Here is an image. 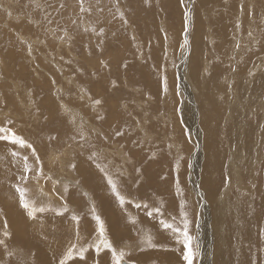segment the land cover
Segmentation results:
<instances>
[{"label":"rangeland","instance_id":"obj_1","mask_svg":"<svg viewBox=\"0 0 264 264\" xmlns=\"http://www.w3.org/2000/svg\"><path fill=\"white\" fill-rule=\"evenodd\" d=\"M0 74V127L39 157L0 140L5 260L19 185L45 208L26 219L44 264H114L96 216L123 261L187 264L161 224L185 213L193 264H264V0H0Z\"/></svg>","mask_w":264,"mask_h":264},{"label":"snow or ice","instance_id":"obj_2","mask_svg":"<svg viewBox=\"0 0 264 264\" xmlns=\"http://www.w3.org/2000/svg\"><path fill=\"white\" fill-rule=\"evenodd\" d=\"M99 103V101H97ZM0 140H5L9 141L12 144L19 145L21 148L27 147L32 149V153L34 156H36V159L39 160L38 155H36L35 149L33 146L25 141L22 137L18 136L15 132H12L10 129L0 127ZM13 155H18V153H12ZM27 157H24L25 160V171L30 172L32 171L31 166L27 163ZM99 167V165H97ZM75 167V165H73ZM102 171L105 172V175L108 177V184L111 185L113 192L116 194L117 198L120 200L121 204L125 203V198L120 195L119 191L117 190V184L114 182L113 178L111 175L107 173L106 169H101ZM42 171V170H41ZM22 179H25V177H21ZM16 191L19 193V201L21 206L27 210L28 215L32 218H35L37 212H43L45 211L44 207H38L35 203V200H29L28 198V189L27 188H22L19 185L16 186ZM139 207V205H137ZM94 211V209H93ZM157 213L160 212V209L157 208L155 209ZM62 214V213H60ZM151 215V213H149ZM187 214L185 213V219H184V226L181 229L180 227L175 226L173 223L167 222L165 220L161 221L162 227L164 229H170L174 235L177 237V243H180L184 246L185 253L183 256V259L187 262V264H193V261L196 257L197 251L193 247L194 245V237L190 235L189 233V222L186 218ZM73 219L78 221L79 217L73 216ZM95 219L99 223V240L95 244V248L97 253H99L102 248L108 249L112 253L113 261L114 264H122L123 258L126 255L124 251H117V249L112 245L111 241L106 237L105 235V227L103 224V221L100 220L99 216H96ZM2 243V241H0ZM91 246V245H90ZM148 246L149 247H156L155 244L152 243V238H148ZM87 251V248H81L79 251V255L81 258L84 256V252ZM73 255L72 250L70 249L67 253V257L71 258ZM60 264H66L65 260H61Z\"/></svg>","mask_w":264,"mask_h":264},{"label":"bare ground","instance_id":"obj_3","mask_svg":"<svg viewBox=\"0 0 264 264\" xmlns=\"http://www.w3.org/2000/svg\"><path fill=\"white\" fill-rule=\"evenodd\" d=\"M35 17H36V16H35ZM4 25H5V24H4ZM58 71H59V70H58ZM60 73H61V72H60ZM0 75H1V74H0ZM0 78H1V76H0ZM72 81H73V80H72ZM72 81H71V82H72ZM84 97H85V96H84ZM138 104H139V103H138ZM65 105H66V104H65ZM92 108H93V107H92ZM77 111H78V110H77ZM75 112H76V111H75ZM80 112H81V111H80ZM74 115H75V114H74ZM81 126H82V125H81ZM118 149H119V148H118ZM67 153H68V152H67ZM231 156H232V155H231ZM236 158H237V157H236ZM238 159H239V158H238ZM70 161H71V160H70ZM231 163H233V162H231ZM60 164H61V163H60ZM234 167H235V166H234ZM239 169H240V168H239ZM236 173H237V172H236ZM234 174H235V173H234ZM235 175H237V174H235ZM232 176H233V175H232ZM238 176H239V175H238ZM238 176H237V177H238ZM250 177H251V176H250ZM72 183H73V182H72ZM39 185H40V184H39ZM42 185H43V184H42ZM40 186H41V185H40ZM39 188H41V187H38V188H37V193L40 192V193H42V194H49V191H48V193H47L46 190H45V188H43L44 190H41V189H39ZM192 188H193V187H192ZM196 189H197V188H195V190H196ZM248 189H249V188H248ZM196 191H197V190H196ZM87 192H88V191H87ZM193 192H194V191H193ZM50 194H51V193H50ZM50 194H49V195H50ZM12 195H13V194H12ZM12 195H11V193H9V192L6 194V198H7V200L4 201V202H5V205H6V206H7V205L9 206V211H8V212H10V215H8L9 218H7V220H4V222L7 221V222L9 223L12 219H15V218L18 217V223H19V224H18V225H15V226H18L17 228L15 227L16 230H17V231L19 232V234H20L18 237H22V238L27 237V241H28V239H30V238H29L28 236H25V235H26V229H24V231H23V230H22V226L25 227V228H31V226H30V227L26 226V225H28V223H26V221L23 222L25 225H22V224H21V221H22L23 215H21V212L18 210V207H17L16 202H15V204L12 202V199L14 198V196H12ZM40 195H41V194H40ZM51 195H52V194H51ZM51 195L49 196V198L46 197L47 195H46L44 198H48V199H50V198L52 197ZM222 195H224L223 197H225V194H222ZM193 196H194V195H193ZM226 196H228V195H226ZM42 198H43V197H42ZM44 198H43V199H44ZM64 198H65V197H64ZM129 198H130V197H129ZM13 200H14V199H13ZM89 200H90V199H89ZM93 200H94V199H93ZM196 200H197V199H196ZM224 200H225V199H224ZM74 201H75V200H74ZM226 201H227V200H226ZM8 202H9V203H8ZM43 203H44V202H43ZM44 204H45V203H44ZM220 204L223 205V203H220V201H219V205H220ZM41 205H42V203H41ZM222 205H221V206H222ZM213 206H214V205H213ZM223 207H224V205L222 206V208H223ZM224 210H225V209H224ZM231 211H232V210H231ZM6 212H7V211H6ZM98 213H99V212H98ZM216 213H217V212H216ZM119 216H120V215H119ZM140 216H141V215H140ZM46 217H47V216H46ZM99 217H100V216H99ZM234 217H235V216H234ZM42 218H43V217H42ZM118 219H119V218H118ZM146 219H147V217H146ZM46 220H47V219H46ZM51 220H52V219H50V221H51ZM54 220H55V219H54ZM59 220H60V219H59ZM59 220H58V221H59ZM115 220H116V219H115ZM63 221H64V220H63ZM126 221H127V220H126ZM7 222H6V223H7ZM56 222H57V221H56ZM64 222H65V221H64ZM42 223H43V222H42ZM54 223H55V222H54ZM146 223H148V219H147V222H146ZM150 223H151V222H150ZM152 223H153V222H152ZM182 223H183V222H182ZM45 224H46V222L44 223V225H45ZM68 224H69V223H68ZM143 224H144V223H143ZM53 225H55V224H53ZM53 225H52V226H53ZM115 225H116V224H115ZM130 225H131V224H130ZM146 225H148V224H146ZM221 225H222V224H221ZM12 226H14V225H12ZM19 226H21V227H19ZM46 226H47V225H46ZM125 226H126V225H125ZM47 227H48V226H47ZM64 227H65V224H64ZM126 227H127V226H126ZM134 227H135V226H134ZM11 228H12V227H11ZM11 228H10V229H11ZM36 228H37V227H36ZM41 228H43V227H41ZM49 228H50V227H49ZM65 228H66V227H65ZM136 228H137V227H136ZM151 228H152V227H151ZM43 229H44V228H43ZM62 229H63V228H62ZM152 229H153V228H152ZM213 229H214V228H213ZM14 230H15V229H14ZM14 230H13V231H14ZM30 230H31V229H30ZM54 230H55V229H54ZM59 230H60V229H59ZM63 230H64V229H63ZM118 230H119V229H118ZM124 230H125V229H124ZM126 230H127V228H126ZM134 230H135V229H134ZM218 230H219V232H220V236H222V235H223V231H222L223 229H220V225H219ZM57 231H58V229H57ZM119 231H120V230H119ZM122 231H123V230H122ZM41 232H42V230H41ZM43 232H45V230H43ZM81 232H82V231H81ZM124 232H125V231H124ZM128 232H130V231H128ZM28 233H29V230H28ZM31 233H32V232H31ZM31 233H29V234H31ZM35 233H36V232H35ZM37 233H38V231H37ZM60 233H61V234H60V237H61V235H62L63 232L61 231ZM158 233H159V232H158ZM58 234H59V233H58ZM119 234L121 235L122 233H119ZM126 234H127V233H126ZM130 234H131V232H130ZM36 235H37V234H36ZM52 235H53V234H52ZM16 236H17V235H16ZM23 236H24V237H23ZM41 236H42V234H41ZM45 236H46V234H45ZM57 236H58V235H57ZM81 236H82V234H81ZM46 237H47V236H46ZM63 237H64V235H63L61 238H63ZM32 238H33V237H32ZM56 238H57V237H56ZM107 238H109V237H107ZM214 238H215V237H214ZM15 239H17V238H15ZM24 239H25V238H24ZM34 239H35V238H34ZM217 239H218V241H219V237H217ZM220 239H221V238H220ZM222 239H223V238H222ZM40 240H42V239L40 238ZM46 240H47V239H46ZM50 240H51V239H50ZM52 240H53V238H52ZM59 240H62V239H59ZM59 240H58V241H59ZM63 240H64V238H63ZM10 241H11V240H10ZM19 241H20V240H19ZM21 241H22V240H21ZM31 241H32L31 246H33V247H34L33 250H35V248L37 247V246H36L37 243L35 244V243H33V242H34L33 240H31ZM47 242H48V241H47ZM54 242H55V241H54ZM7 243H8V242H7ZM9 243H10V242H9ZM43 243H44V242H43ZM111 243H112V242H111ZM18 244H20V243H18ZM18 244H17V246H18ZM49 244H50V243H49ZM214 244H215L214 246L212 245V247H213L212 249H213V251H214V252H213V256H212L213 258H212V259H214V260H216V262H218V261H219L218 256H220L221 249L217 250V248H218V247H217V245H218L217 242H215ZM37 245H38V244H37ZM46 245H47V244H46ZM28 246H29V245H28ZM31 246H30V247H31ZM35 246H36V247H35ZM42 246H45V245L42 244ZM54 246H55V245H54ZM19 247H20V246H19ZM30 247H29V248H30ZM17 248H18V247H17ZM43 248H44V247H43ZM49 248H52V247H49ZM49 248H48L47 250H49ZM140 248H141V247H140ZM19 249H21V248H19ZM45 250H46V249H45ZM24 251H25V250H24ZM28 251H29V250H28ZM42 251H43V250H42ZM42 251H41V252H42ZM53 251H55V248H54ZM43 252H44V251H43ZM43 252H42V253H43ZM47 252H48V251H47ZM28 253H29V252H28ZM28 253H27V255H28ZM34 253H36V251H35ZM206 253H207V252H206ZM31 254H32V255H31V257H32V256H33V252H32V250H31ZM37 254H38V253H37ZM44 254H45V253H44ZM25 255H26V254H25ZM27 255H26V256H27ZM29 256H30V255H29ZM41 256H43V254L40 253V256L38 255V257H39V260L41 261V263L44 264V262H47V261H48V258H45V257L42 258ZM45 256H46V255H45ZM31 257H30V259H31ZM47 257H48V255H47ZM220 257H221V256H220ZM32 259H33V257H32ZM13 260H14V259H13ZM35 260H36V259L34 258V260H33V261H30V263H31V262L33 263ZM39 260H38V261H39ZM214 260H213V261H214ZM36 261H37V260H36ZM36 261H35V262H36ZM38 261H37V262H38ZM40 261H39V262H40ZM18 262H20V261H18ZM18 262H17V263H18ZM37 262H36V263H37ZM125 262H126V261H122V264H124ZM20 263H22V262H20ZM20 263H19V264H20ZM23 263H24V262H23ZM30 263H29V264H30ZM225 263H226V262H225ZM255 263H256V262H255ZM0 264H1V263H0ZM14 264H16V263H14ZM24 264H25V263H24ZM34 264H35V263H34ZM131 264H132V263H131ZM207 264H208V263H207ZM220 264H221V263H220ZM223 264H224V262H223Z\"/></svg>","mask_w":264,"mask_h":264},{"label":"crops","instance_id":"obj_4","mask_svg":"<svg viewBox=\"0 0 264 264\" xmlns=\"http://www.w3.org/2000/svg\"><path fill=\"white\" fill-rule=\"evenodd\" d=\"M29 217V215L28 214H26V217L24 216V220L26 221V223H28V225H32L31 226V228H25V227H23L22 226V230L24 231V229H26V235L25 236H28L30 239H28V241H27V237H24V238H22V237H18L20 234H19V232L16 230V228H15V230L13 231H11V237L12 238H17V239H20V240H25L26 242H23V243H20V244H18L17 242H14L13 244H11L12 246H11V248L9 249L10 251H13V253H12V256H13V258H15L16 260H15V262H13L12 260H11V258H8V260H5L4 258H3V254L2 255H0V263L1 264H14V263H16V264H19L20 262H22V263H20V264H29L30 263V261H33L34 260V258L38 261L39 260V257H38V255L40 256V253L41 254H43L42 252V250H43V246L41 245V243H40V239L39 238H37V237H35V236H33L32 234H29V233H37V231H39V229H40V224L42 223V222H39V220L38 221H30V222H28V220H26L27 218ZM61 218V217H60ZM59 219H55V221H57V223L61 220H59ZM5 222H7V221H5ZM1 223V222H0ZM8 223V222H7ZM63 222H61L60 224H62ZM1 227V226H0ZM19 227H21V226H19ZM37 227V228H36ZM2 228V227H1ZM6 228H8V227H6ZM5 229V228H4ZM11 229H14V228H11ZM31 229V230H30ZM85 227H79L78 228V232H77V234H78V236H76L75 238L76 239H80L81 238V234L83 235L84 233H85ZM0 230H2V229H0ZM28 230H29V233H28ZM35 230V232H33ZM82 231V232H81ZM88 233H89V231H87ZM90 234V233H89ZM17 235V236H16ZM33 237V238H32ZM35 238V239H34ZM16 239V240H17ZM82 239V238H81ZM0 240H1V238H0ZM31 240H33L34 242L33 243H37L36 244V248H35V250H33L34 249V247L33 246H31V244H32V241ZM17 244H18V246H17ZM30 245L31 247H30V249L28 248L26 251H24V246L25 245ZM20 246V247H19ZM18 247V248H17ZM19 248H21V249H19ZM29 250V251H28ZM31 250H32V252H33V259H32V257H31ZM38 250H40V251H38ZM36 251V253H34ZM42 251V252H41ZM29 252V253H28ZM27 253H28V255H27ZM38 253V254H37ZM20 254L23 256V258H20ZM27 256H26V255ZM30 255V256H29ZM30 257H31V259H30ZM42 257V256H41ZM3 260H5L6 262L5 263H3ZM25 260H27V261H29V262H26ZM35 260V261H36ZM18 261H20V262H18ZM31 262L30 264H38V263H41V261L39 262ZM18 262V263H17ZM24 262V263H23Z\"/></svg>","mask_w":264,"mask_h":264},{"label":"water","instance_id":"obj_5","mask_svg":"<svg viewBox=\"0 0 264 264\" xmlns=\"http://www.w3.org/2000/svg\"><path fill=\"white\" fill-rule=\"evenodd\" d=\"M124 264H131V263L125 262Z\"/></svg>","mask_w":264,"mask_h":264}]
</instances>
